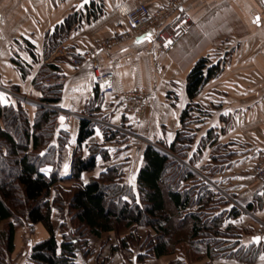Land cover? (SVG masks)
Listing matches in <instances>:
<instances>
[{
  "label": "crops",
  "instance_id": "0c3cea01",
  "mask_svg": "<svg viewBox=\"0 0 264 264\" xmlns=\"http://www.w3.org/2000/svg\"><path fill=\"white\" fill-rule=\"evenodd\" d=\"M84 1L0 0V101L9 104L20 100L31 117L32 105H42L33 81L44 64H56L67 82L61 101L53 108L60 114L57 128L70 136L61 152L59 174L70 177L75 155L87 157L91 145L101 144L109 150V156L98 157L96 170L86 174V179L98 176L111 164L125 162V183L136 191L146 146L171 144L181 128V114L190 102L186 92L190 72L202 58L220 64V73L195 99L199 109L190 127L195 140L189 155L196 156V165L187 166L229 201L227 209L242 213L230 221L238 229L236 236L225 243L238 258L214 264H264V181L253 173L264 153V0H188L183 10L192 19L190 30L170 54L159 52L156 38L178 11L120 46L104 50L102 44L126 31L117 6L133 8L142 2L156 13L172 0H89L80 7ZM69 18L73 19L70 28L65 26ZM54 34L57 46L64 45L75 57L87 59L82 67L52 58L51 52L45 54L47 41ZM15 60L27 66L25 77ZM94 63L114 74L113 93L100 94L94 81ZM135 88L144 89L146 94V116L141 125H133L124 111L122 96ZM83 118L127 138L105 141L97 127L94 136L79 149L77 137ZM116 149L118 153H114ZM66 184L63 186H72ZM53 223L58 234L61 221L56 215ZM146 232L138 229L142 238ZM48 237L43 225L34 229L22 226L15 234L14 251L7 256V264H31L33 247ZM257 237L260 239L255 242ZM57 238L60 240V234ZM116 242L112 233L100 239L90 236V253L79 249L76 261L136 264L131 262L130 253L115 251ZM173 260L149 259L146 264H169Z\"/></svg>",
  "mask_w": 264,
  "mask_h": 264
},
{
  "label": "trees",
  "instance_id": "16d2710c",
  "mask_svg": "<svg viewBox=\"0 0 264 264\" xmlns=\"http://www.w3.org/2000/svg\"><path fill=\"white\" fill-rule=\"evenodd\" d=\"M72 23L69 18L65 26L70 28ZM55 36L47 41V56L57 46ZM15 63L25 77L27 66L18 60ZM220 71L221 65L208 58L196 63L187 78L190 102L181 114V128L171 144L146 146L136 191L125 183V162L111 164L98 176L86 179V174L96 170L98 157L109 156L101 144L91 145L87 157L75 155L70 177L59 174L61 152L70 137L57 128L60 114L53 108L61 101L63 88L44 83L63 75L56 64H44L33 81L42 105H32L31 117L20 100L9 104L0 101V264H7V256L14 251L15 234L25 225L32 229L43 225L49 235L33 247L31 264H79L76 248L89 254V237L100 239L110 233L117 237L115 251L130 253L131 262L136 264L163 257H174L169 264L206 260V264H214L238 258L225 243L238 229L230 221L242 213L227 209L229 201L189 167L196 165V156L189 155L195 140L190 127L199 109L195 99ZM127 117L134 125L133 118ZM97 127L105 141L127 138L83 118L77 137L79 149L94 136ZM67 182H73L72 186L64 187ZM55 215L61 221L60 240L53 223ZM69 226L75 228L76 239L67 232ZM140 228L147 230L143 238L138 233ZM248 254L243 256L245 260Z\"/></svg>",
  "mask_w": 264,
  "mask_h": 264
},
{
  "label": "built area",
  "instance_id": "2783aa9c",
  "mask_svg": "<svg viewBox=\"0 0 264 264\" xmlns=\"http://www.w3.org/2000/svg\"><path fill=\"white\" fill-rule=\"evenodd\" d=\"M188 0H172L170 4L152 13L150 9L142 2L135 7L120 5L115 8L117 14L126 22V31L107 39L102 44L104 50L120 46L136 36L151 28L153 25L161 22L171 12L178 11L177 15L172 17L159 31L156 42L159 52L170 54L178 45L180 39L187 35L190 30L192 19L190 15L183 10L184 4ZM52 58H61L68 61L76 68H80L87 60H80L75 57L64 45H59L51 51ZM94 81L102 96L111 94L115 91V76L111 72L103 71L99 65L92 64ZM67 82L65 76H59L54 79H47L44 83L48 86L64 87ZM145 90L135 88L132 91L123 94V104L125 113L132 117L136 125H141L146 116ZM255 177L264 181V153H262L253 169ZM72 235L74 231L71 230Z\"/></svg>",
  "mask_w": 264,
  "mask_h": 264
},
{
  "label": "rangeland",
  "instance_id": "374dc122",
  "mask_svg": "<svg viewBox=\"0 0 264 264\" xmlns=\"http://www.w3.org/2000/svg\"><path fill=\"white\" fill-rule=\"evenodd\" d=\"M196 112H197V109H196ZM62 118H63V117H62ZM193 120H196V118L194 117ZM116 151H117V149H116ZM61 166H62V161H61ZM64 178H67V177H64ZM86 181H88V180H86ZM81 182H83V180H82ZM66 185H67V186H68V185L71 186L72 183H70V184L67 183ZM57 189H58V188H57ZM56 196H57V191L53 192V194H52V198L55 199ZM56 219H57V220H60V217H59L58 215H56ZM71 230H74V231H75V228L69 226L67 232L70 233V237H71V238L76 239V235H75V234L72 235Z\"/></svg>",
  "mask_w": 264,
  "mask_h": 264
},
{
  "label": "water",
  "instance_id": "95a60500",
  "mask_svg": "<svg viewBox=\"0 0 264 264\" xmlns=\"http://www.w3.org/2000/svg\"><path fill=\"white\" fill-rule=\"evenodd\" d=\"M89 3V0H85L84 2L81 3L80 7H84ZM259 238V237H257ZM257 238H254L255 242H258ZM76 250H79V248L77 247Z\"/></svg>",
  "mask_w": 264,
  "mask_h": 264
},
{
  "label": "snow or ice",
  "instance_id": "6c2138e0",
  "mask_svg": "<svg viewBox=\"0 0 264 264\" xmlns=\"http://www.w3.org/2000/svg\"><path fill=\"white\" fill-rule=\"evenodd\" d=\"M260 238H257V240L259 241Z\"/></svg>",
  "mask_w": 264,
  "mask_h": 264
}]
</instances>
